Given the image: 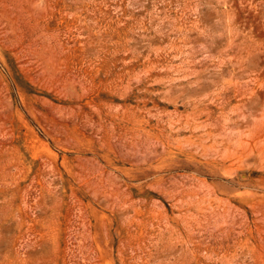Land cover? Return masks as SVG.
<instances>
[{"label":"rangeland","instance_id":"rangeland-1","mask_svg":"<svg viewBox=\"0 0 264 264\" xmlns=\"http://www.w3.org/2000/svg\"><path fill=\"white\" fill-rule=\"evenodd\" d=\"M254 118L264 0H0V264H264Z\"/></svg>","mask_w":264,"mask_h":264},{"label":"bare ground","instance_id":"bare-ground-1","mask_svg":"<svg viewBox=\"0 0 264 264\" xmlns=\"http://www.w3.org/2000/svg\"><path fill=\"white\" fill-rule=\"evenodd\" d=\"M235 47V46H234ZM244 49V48H243ZM240 50V49H239ZM239 50H238V52H239ZM242 50V49H241ZM249 50V49H248ZM243 51V50H242ZM237 52V51H236ZM244 52V51H243ZM250 52H251V50H250ZM249 52V53H250ZM237 54H239V53H237ZM236 54V55H237ZM252 54V53H251ZM238 56V55H237ZM253 56V55H252ZM241 58H242V56H241ZM239 89V88H238ZM252 93V92H251ZM258 97V96H257ZM251 100V99H250ZM260 100V99H259ZM259 102V101H258ZM255 104V103H254ZM245 105L247 106V108L246 109H248V113H249V117H247V118H251L254 114H256V111H257V109H256V107H254L253 105H250L249 103H245ZM254 109H256V110H254ZM260 109V108H259ZM209 114V113H208ZM243 115V114H242ZM245 116V115H244ZM240 117H241V115H240ZM209 118V117H208ZM243 120V119H242ZM207 121V120H206ZM240 121V120H239ZM214 122H217V121H214ZM249 123V122H248ZM254 123H255V126L254 125H252L251 126V128L250 129H241V128H243V126H242V124L241 123H238V120H235L234 121V127L235 128H237L238 129V134H239V144H241V146L242 145H244V133L245 132H247V131H249V134L251 135V136H257V137H262V136H264V121H261L260 119L259 120H255V118H254ZM245 124V123H244ZM246 124H247V121H246ZM252 124H253V122H252ZM249 125V124H248ZM230 126V124H228V127ZM233 127V128H234ZM249 127V126H248ZM223 128H225V126H223ZM218 130V129H217ZM213 131L214 130H210V136L209 137H211V136H213L214 137V140H215V142L217 143V138H216V136H217V134H214L213 133ZM221 133V132H220ZM213 147V146H212ZM244 177V176H243ZM242 177V178H243Z\"/></svg>","mask_w":264,"mask_h":264}]
</instances>
